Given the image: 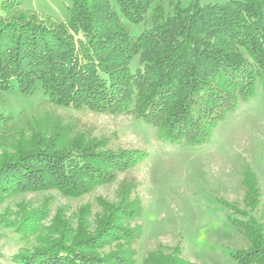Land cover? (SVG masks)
Instances as JSON below:
<instances>
[{"label": "trees", "instance_id": "obj_1", "mask_svg": "<svg viewBox=\"0 0 264 264\" xmlns=\"http://www.w3.org/2000/svg\"><path fill=\"white\" fill-rule=\"evenodd\" d=\"M9 2L4 11L21 7ZM42 20L44 28L0 21V202L51 190L83 197L143 159L141 152H98L95 140L81 142L72 124L34 116L38 110L5 112L4 93L28 98L40 87L45 99L39 107L131 115L155 128L161 140L203 146L241 103L250 102L258 88L264 92V0H191L186 7L177 0H72L67 20ZM127 22L150 25L134 36ZM245 185L251 214H231L229 221L250 250L232 258L264 264L262 194L253 175ZM135 186L125 183L119 205L106 203L92 224L89 212L81 214L77 231L56 222L45 235L50 247L24 264H138L140 230L117 223L142 216L141 205L130 198ZM113 248L114 254L107 253ZM164 250L148 254L144 264H190L179 247Z\"/></svg>", "mask_w": 264, "mask_h": 264}, {"label": "rangeland", "instance_id": "obj_2", "mask_svg": "<svg viewBox=\"0 0 264 264\" xmlns=\"http://www.w3.org/2000/svg\"><path fill=\"white\" fill-rule=\"evenodd\" d=\"M9 1L21 2V7L4 11L2 5H9ZM177 1L186 7L191 0ZM225 1L200 0V3ZM71 3L72 0H0V21L44 28L42 19L47 16L67 20ZM21 9L37 12L42 18L24 15ZM167 10L173 12L170 6ZM22 16L24 19H20ZM149 22L147 25L127 22V25L134 36H139L149 28ZM4 95L7 104L2 110L5 112L32 115L38 110L34 116L67 126L72 124V133L81 142L95 140L94 143L100 145L98 152L114 155L141 152L143 159L133 169L121 173L115 182L97 187L83 197L67 198L51 190L22 192L3 198L0 202V264H24L32 255L40 254L49 238L47 229L51 230L56 222H68L69 227L74 225L77 231L78 218L89 212L92 224L106 203L119 205L117 193L129 181L136 184L130 198L132 204L141 205L142 216L135 222L117 223L123 228L140 230L136 246L138 264H144L148 254L160 247L165 248L166 253L179 247V256L190 264H238L232 254L250 250L249 242L241 231L233 228L229 218L231 214L237 218L242 216L241 219L251 214L246 202L245 180L253 175L262 194L259 210L263 213L258 218L262 216L260 221L264 223L262 88H258L250 102L241 103L229 114L203 146L174 145L161 140L155 128L141 124L131 115L43 106L39 110V104L45 99L40 87L28 98L16 91ZM107 251L112 255L117 248Z\"/></svg>", "mask_w": 264, "mask_h": 264}]
</instances>
